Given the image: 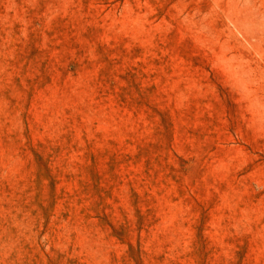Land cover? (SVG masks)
I'll use <instances>...</instances> for the list:
<instances>
[{
  "label": "rangeland",
  "instance_id": "1",
  "mask_svg": "<svg viewBox=\"0 0 264 264\" xmlns=\"http://www.w3.org/2000/svg\"><path fill=\"white\" fill-rule=\"evenodd\" d=\"M0 264H264V0H0Z\"/></svg>",
  "mask_w": 264,
  "mask_h": 264
}]
</instances>
